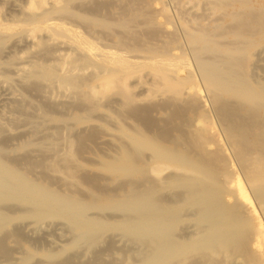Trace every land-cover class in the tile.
Masks as SVG:
<instances>
[{
	"label": "bare ground",
	"instance_id": "obj_1",
	"mask_svg": "<svg viewBox=\"0 0 264 264\" xmlns=\"http://www.w3.org/2000/svg\"><path fill=\"white\" fill-rule=\"evenodd\" d=\"M172 3L0 5V264H264V0Z\"/></svg>",
	"mask_w": 264,
	"mask_h": 264
},
{
	"label": "rangeland",
	"instance_id": "obj_2",
	"mask_svg": "<svg viewBox=\"0 0 264 264\" xmlns=\"http://www.w3.org/2000/svg\"><path fill=\"white\" fill-rule=\"evenodd\" d=\"M4 1V4H5V0H2V1H0V5H2V7L4 8V10H7V11H4L3 10V17H5V16H7L8 18L7 19H4L3 18V20L5 21V20H8V19H10L11 17H10V15L12 14L11 13V5H12V1L14 2V3H16V4H21L24 0H19V1H16V0H9V4H7V5H10V6H8V8H7V5L5 4L4 6H3V3L1 4V2H3ZM50 0H48V2H49ZM133 2H135V1H133ZM162 2L164 3V4H166V6H167V8H168V10H169V12L171 13V17H167V19H166V17L163 19V21H164V24H165V26L166 27H168L169 29H173V25H174V23H175V19H174V17H176L175 16V14H176V12H174V11H172L173 10V8L175 7V4L174 3H172V0H162ZM170 3V4H168V3ZM173 4V5H172ZM156 7H155V6ZM170 5V6H169ZM6 6V7H5ZM158 6L160 7V4H158V3H153V5L151 6V7H153V9L154 8H158ZM1 7V6H0ZM6 8V9H5ZM174 9H176V7L174 8ZM10 10V11H9ZM172 11V12H171ZM8 12V13H7ZM242 13H241V17H244V15H245V17L243 18V20L241 19V22L243 21V22H245L248 18H251V17H253L251 14H249L248 15V10H244V13L245 14H243V11H241ZM10 13V15H8ZM175 13V14H174ZM247 13V14H246ZM7 14V15H6ZM243 15V16H242ZM251 15V17H248V16H250ZM246 19V20H245ZM249 20V19H248ZM167 22V23H166ZM248 22V21H247ZM246 22V23H247ZM250 22H252L251 24H250ZM257 22V21H256ZM255 21H254V19H253V21H252V18L249 20V22H248V24H249V26H253L252 28L253 29H250L251 30V32H250V30H248V31H244V32H247L248 34H245L244 36H246V37H249V36H251V35H249L250 33L252 34V31L254 32L255 31V29H256V31L258 30V28L257 27H259V24L258 23H256ZM257 24V25H256ZM172 25V26H171ZM256 27V28H255ZM249 29V28H248ZM40 35H45V32H43L42 34H40ZM30 44L31 42L29 41V42H27V43H23V45H22V50H21V45H20V47H17V48H19L18 49V54L17 55H19V56H21V57H24V52L21 54V52L22 51H24L25 49H23V48H25L26 47V44ZM28 44V45H29ZM25 46V47H24ZM21 50V52H19ZM20 53V54H19ZM0 85H2V87L0 86V89H1V91H0V93H1V101H0V110H1V112H0V117L1 116H3V114H4V116L6 115V114H8V116L7 117H9L10 115V113H7L8 112V110L10 111V109H9V107L5 104V102H6V100H3V99H5L4 97L5 96H7L6 94L7 93H9V89H8V87H7V85H5V84H3L2 82H1V79H0ZM4 87L5 88H7L8 90H6V89H4ZM55 92L53 93V95H54V98L55 99H58L59 101H60V99L61 100H66L67 98L65 97V95H63V94H65L66 92H64L63 93V90L61 91L60 89H53ZM3 91V92H2ZM8 97V96H7ZM5 101V102H4ZM4 102V103H3ZM3 105H5L4 107H3ZM2 107V108H1ZM6 107V108H5ZM4 108V109H3ZM8 108V109H7ZM5 109L7 110L6 112H5ZM99 113H101V111H99L98 112V114ZM97 114V115H98ZM3 117L4 119L3 120H7L8 118L7 117ZM101 116V115H100ZM2 118V117H1ZM1 120V119H0ZM3 120H1V121H3ZM5 120V121H6ZM96 120L98 121H95V122H93V121H91V122H89V123H87V126H85V127H89L88 126V124L90 125V127L91 126H93V125H95V127H98L99 126V124H101L103 121H99L97 118H96ZM176 121H178L179 119H175ZM5 121H3V122H5ZM97 122V123H96ZM128 122H130V120H128ZM97 124V125H96ZM111 124V122L109 123V125ZM22 128H24L23 126L20 128V129H22ZM28 128V127H27ZM100 130H98L97 131V134L98 135H93L94 136V139H93V136H92V138H90V139H88V140H85V143H84V146H85V144L86 145H88L87 147H85V149H84V151H83V153H81V155H80V159L82 160V162L85 164V163H87V162H89V161H87L86 162V160H90V158L92 157L94 160L96 159V155L98 154H102V152L103 151H105V152H103V153H107V152H110L111 150H109L111 147H112V144H113V137H112V135H115L116 136V134H117V132L115 131V129H114V127H110L109 126V129H107V130H101V133L99 132ZM113 131V132H112ZM99 132V133H98ZM104 132V133H103ZM115 132V133H114ZM68 134L66 133V132H64L63 134H62V137H66ZM91 139H92V141H91ZM108 139V140H107ZM90 140V141H89ZM94 140L96 141V142H99V143H96V142H94ZM110 143V145L108 144V143ZM95 143V144H94ZM101 143V144H100ZM112 143V144H111ZM109 145V146H108ZM95 146L97 147V148H95ZM99 147V148H98ZM102 147V148H101ZM109 148V149H108ZM92 149V150H91ZM86 150H87V153H84V152H86ZM90 150V151H89ZM99 152H98V151ZM90 152V153H89ZM93 154H92V153ZM83 155V157L81 158V156ZM85 156V157H84ZM83 158L85 159V161L83 160ZM91 158V159H92ZM94 160H90V162L92 163ZM89 162V163H90ZM87 166H89V165H87ZM91 167H87L86 168V170H88V169H90ZM88 172H89V170H88ZM90 173V172H89ZM94 173V172H93ZM99 186V185H98ZM100 187V186H99ZM101 188V187H100ZM42 231H44L45 232V230H42ZM42 231H40V233H42ZM51 233H49V235H48V238L49 239H53V240H56L57 241V234L55 235L53 232H56L57 233V231H55V229H54V231H50ZM58 232H60V230H58ZM40 235V234H39Z\"/></svg>",
	"mask_w": 264,
	"mask_h": 264
}]
</instances>
